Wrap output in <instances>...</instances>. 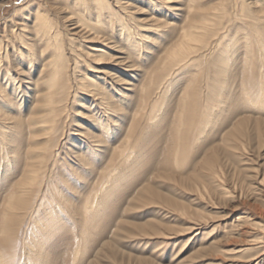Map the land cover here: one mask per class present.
I'll list each match as a JSON object with an SVG mask.
<instances>
[{
  "label": "rangeland",
  "instance_id": "374dc122",
  "mask_svg": "<svg viewBox=\"0 0 264 264\" xmlns=\"http://www.w3.org/2000/svg\"><path fill=\"white\" fill-rule=\"evenodd\" d=\"M75 1L0 0V107L28 124L0 123L3 264H264V0ZM37 12L64 37L51 72Z\"/></svg>",
  "mask_w": 264,
  "mask_h": 264
},
{
  "label": "bare ground",
  "instance_id": "6f19581e",
  "mask_svg": "<svg viewBox=\"0 0 264 264\" xmlns=\"http://www.w3.org/2000/svg\"><path fill=\"white\" fill-rule=\"evenodd\" d=\"M98 1H100V0H93V3H95L97 8L99 9L101 4H98ZM75 2L76 3L74 5H72V7H76L75 9L79 10L78 6H76L77 3H78V0H76ZM73 16L76 17L75 24H78L80 27L88 28L89 29L88 32L93 30V32L95 33V34L94 33L93 34L98 36L97 35L98 32H97L96 27L100 23L99 17L96 20V23L92 24L91 21H88V19L84 18V16H85L84 11L82 13H79V11L77 13L76 12H72L71 17H73ZM51 24H52V22H51V20H49V17H48L47 14H39L38 12L36 13L35 22H34L35 35H36L35 38L42 46H44V50L45 51H48V52L52 53V55H53L52 59H54V61L49 64L50 72L53 71L55 69V67H56L58 58H59V56L62 53V46H63V43H64V37L61 36L62 33L57 28L53 29ZM193 27L196 28V26H193ZM183 38H184V40L187 43H189V42H191L193 40L191 34L190 35H183ZM16 40H18V42L20 44H22V45L27 47L29 55H31L33 53L32 51L34 50V47H35L34 42H31L28 39L27 35H25V33L17 34L16 35ZM258 42H260V40H258ZM233 46H234V44L233 45L231 44V46L229 47L228 50H226L225 55H224V56H226V61L225 62H227V66L230 65L232 63V61H233L232 60V57L234 55L233 54L234 53V47ZM6 47L7 46L4 45V43L0 42V72H1L2 67H3V69H5V71L8 73L7 66H5V64L7 63V58H8ZM131 48H132V46H131ZM180 48L181 49H183V48L185 49L186 47L183 46V47H180ZM31 56H33V54ZM55 77H56V73H51L49 81H52ZM11 81L12 82L15 81L14 78ZM4 86H5V88L3 87V85H0V95L2 96V98H6V88L8 87V83H5ZM261 87H262V91H263V94H264V74H261ZM15 89L16 88H15V85L13 83V90H14L13 92L14 93H15ZM92 93H93V96L98 97L99 104L101 106H103V108L105 110L112 109V110H114L113 111L114 113L120 110L119 108H116L111 103V101L106 96L107 93L103 92L98 85H96V90H94ZM251 106H252V109L264 108V104H263V102H261L260 99L259 100H255L254 102H252ZM0 123H3V124H1L3 126V128H5V124L8 123L9 125H8V127H6V129L8 131H10L11 129H14V130L17 129V130L23 132L24 127H28V124H26L24 122H19V123L18 122H12V119L10 118V116L7 113H5V111H3V109H1V107H0ZM35 126H36V123H33V124L29 125L31 133H33L35 131ZM93 137L94 136H92V137L88 136V138H93ZM9 157H11L14 160L15 159L17 160V163H14V164H16L15 166H18L19 163L25 159V158L23 159V157L19 158L16 155V153H12ZM9 159L10 158H8V156L5 155L4 158H3L4 163L9 162ZM10 161H12V160H10ZM4 163H2V165H1L2 167H4L3 166ZM37 163H38V159L37 160H33V163L30 165V169L28 170L29 173L23 179L22 190L24 192L26 191V189L28 187L35 186L37 184V182L39 181V175H38V172L36 170L37 169ZM14 164H13V167H14ZM113 174H115V173H113ZM117 175L119 177V173H117L116 176ZM111 178H112V176H111ZM111 180L112 179L109 180V183L108 182L106 183L107 187H108V185H111L110 184ZM107 187H106V189H107ZM101 192H102L101 194H103L104 196L109 195V192H107L105 190L104 191L101 190ZM19 200H20V198L18 199V202H19ZM6 204H7V207L11 206L12 205V201L9 199ZM37 239L40 240V238H37ZM39 242H38V244H39ZM39 250L40 249H39L38 246H36V245H32L31 246V250L30 251H32V253L34 254L33 256L37 260L39 259V257L35 255V251L38 252ZM31 259H33V258L31 257ZM31 259L25 258V261H26L25 264H27V263L31 264V261H32ZM3 260L4 259H3L2 255H0V264L4 263ZM255 261H256V259L255 260H251L252 263L255 262ZM257 264H259V263H257Z\"/></svg>",
  "mask_w": 264,
  "mask_h": 264
}]
</instances>
